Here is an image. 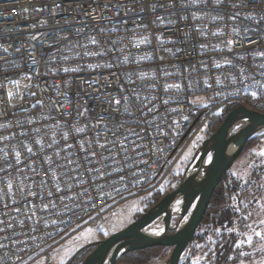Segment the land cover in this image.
I'll return each mask as SVG.
<instances>
[{
  "label": "built area",
  "instance_id": "built-area-1",
  "mask_svg": "<svg viewBox=\"0 0 264 264\" xmlns=\"http://www.w3.org/2000/svg\"><path fill=\"white\" fill-rule=\"evenodd\" d=\"M122 2L127 3L128 0ZM158 2L167 5L168 0ZM232 2L247 5L239 9L241 18L247 12L264 11V0ZM109 3H115V0H109ZM145 3L150 4V0H145ZM57 4H63L59 24L64 25L71 16L76 15L74 11L71 14L64 11L76 7L68 0H0V149L4 150L0 152V168L5 169L0 171V221H3L0 223V243L5 245L0 248V264H20L19 257L28 260L29 255L32 260L43 255L47 264H51L48 246L57 244L65 235L72 233L78 227L76 220L80 217L83 219H80L79 226L89 220L79 212L77 205L81 201L75 199L77 195L82 196L83 189L95 180V176L91 179L86 176L84 167L89 170L92 167L104 169L108 165L105 170L111 172L108 178L111 183L112 177L116 175L114 170L120 169L122 164L127 165L125 171L129 167L139 171L136 161L141 162L140 168H145L143 161L149 160L150 167L141 174L140 179L143 181L147 175L150 182L131 186L132 195L123 191L124 199L140 196L160 187L174 168L179 150L187 142L192 130L204 125L220 107L235 104L264 113V101L257 105L250 99V93L259 92L260 84L264 83V68L255 66L264 64V58L254 62L248 54L249 51H264V32L257 33L253 43L245 41L240 46L234 43L231 53L225 47L227 39L231 38L234 42L238 39L232 35L233 26L243 31L247 21L214 20L216 12L208 7L197 12V15L203 17L202 20L194 21L190 15L181 11L180 16H165L164 24L154 23L151 7L145 12L137 4L130 6L141 12L136 19L138 22L143 20L148 26L147 32L138 29L136 33H126L124 24L119 19L111 18L117 11L113 7L100 23L98 32L85 29L86 33L96 35L98 45H92L83 35L70 37L73 43L77 40L83 42L87 50L93 53L80 55L85 48L79 45L73 48L69 42L61 40V35H68V32H56L53 40L45 36V32L50 29L40 21L49 15L47 9L56 11ZM41 7L46 10L34 11ZM235 10L225 0L223 11L231 13ZM191 11L194 9H189ZM120 15H124L123 11ZM96 19H100L98 13ZM169 19L171 24L167 23ZM260 27L264 29V25ZM212 31H218L221 35L212 36ZM145 34L152 39L151 44L139 42ZM157 34L163 43L153 39ZM33 35L38 39L31 40ZM113 41L117 42L115 47L118 51L114 50ZM17 47L19 52L16 51ZM4 48L8 51H3ZM99 52L104 54L97 55ZM237 54L244 55L246 60L236 61L234 57ZM64 56L70 59L64 60ZM125 57H128V62L121 63ZM32 58L38 63L33 64ZM226 59H232L238 67L246 68L247 73L253 75L252 80L246 81L249 87L245 89L240 86L237 91V86L230 82L232 74H238L237 68L225 64ZM214 62L221 67H213ZM65 66H79V70L65 73L62 70ZM165 72L171 75L165 76ZM141 74L143 80L138 78ZM27 76H31L30 81L26 79ZM14 81L19 82V87ZM87 82H92L93 87L90 88ZM153 82L160 85L159 89L149 87ZM173 82L187 89L186 93L180 94L183 104L175 103L177 93L174 90L170 93L163 90L165 83ZM124 89L133 96L139 94V101L135 106L128 105V112H125L123 104L116 106L108 103L109 99L118 98ZM8 91L18 92L22 97L11 101L14 107L7 101ZM165 99L169 101L167 105L164 104ZM57 100L63 104V109L55 103ZM141 101L147 107L142 109ZM153 105L159 109L160 115L149 127L143 121L146 115L151 116L148 109ZM171 108H179L180 112L172 113ZM77 111H86L90 117H79L78 126L83 129L79 133L75 131L77 125L73 121ZM101 115L103 120L97 128L94 124ZM172 120L178 123L173 125ZM156 123H160L161 130L168 133L166 137L159 135ZM133 129L140 135H132ZM21 132H27V135L22 136ZM65 134L68 136L66 141L62 138ZM124 136L129 137L127 154L121 150L117 155ZM106 138L108 141H116L115 147L108 145L112 148L111 152L97 144V139L104 143ZM36 139L40 140L39 145L35 144ZM53 140L56 143L53 144ZM153 140L158 141L164 151L162 156L154 152L149 159L143 154L153 147ZM27 148H32L33 153L29 154ZM85 149L88 153H97L92 164L87 163L92 158L86 157ZM16 152L23 153L19 165L15 163ZM48 157H52L55 163H46ZM65 157L76 161V164H68ZM152 160H156V163H151ZM49 167L55 175H45ZM74 167L76 171L71 170ZM9 181L12 184L11 190L6 186ZM66 184L72 186L73 190L67 191ZM117 187L123 189L121 184H117ZM120 200H123L120 196H116L115 201L109 199L103 213L98 215L92 212V219L101 217L108 205ZM45 208L47 211L43 210ZM53 221L56 223L53 224ZM62 221H70L71 227H66ZM32 260H28V263Z\"/></svg>",
  "mask_w": 264,
  "mask_h": 264
},
{
  "label": "snow or ice",
  "instance_id": "snow-or-ice-1",
  "mask_svg": "<svg viewBox=\"0 0 264 264\" xmlns=\"http://www.w3.org/2000/svg\"><path fill=\"white\" fill-rule=\"evenodd\" d=\"M70 4L76 5L75 8L69 7L68 9H65L64 11L71 14L73 11L76 13L75 16H71L70 20L64 24H59V19L62 17L63 13L60 11V9L63 8V4H57L56 11H53L51 8L47 9L49 15L45 17L43 20L40 21V23L43 26H46L50 31L45 32V36L49 40L54 39V35L56 32H68V35H61V40L69 42L73 48H75L77 45L80 47L85 48V51L81 53L80 55H92L93 53L89 52L87 50L86 45L77 40L74 43L70 40V37L72 35L75 36H81L83 35L85 40H87L92 45H98L99 41L95 34H88L85 32V29H89L94 32L99 31L100 23L103 22L104 17L108 14V12L115 7L117 11L112 14V19H119L124 24V31L136 33L138 29H142L144 32H147L148 26L143 23V20L141 19L139 22L137 21L136 17L141 15V12L136 7H131L130 5H139L140 8H143L145 12H147L148 7H151V14L154 17L153 22L154 23H165V16L172 17V16H180V12L183 11L185 14L190 15L191 19L194 21L202 20L203 17L197 15V12L204 11V9L208 7H212L213 10L216 12V16L213 17L214 20H231L233 22L236 21H247L248 23L244 25L243 31H240L237 27L233 26L232 35L236 36L238 39L234 42L233 39L229 38L225 41V47L229 53L233 51V45L234 43L237 44V46L242 45L245 41L248 43L255 42L253 37L260 32H264V29H262L260 26L264 25V11L262 12H247L243 15L241 18V12L239 11L242 7H247L244 3H233L232 0H228L229 5L236 9L235 11H232L231 13H227L223 11V6L225 3V0H168L167 5L164 3H159L158 0H150V4L145 3V0H128L127 3L122 2V0H115V3H109V0H68ZM189 9H194V11L189 12ZM46 9L43 7L36 8L34 11L37 12H44ZM27 11V10H25ZM123 11L124 15H120V12ZM97 13L99 14L100 19L97 20L96 16ZM180 18H183L182 16ZM168 24H171L172 21L169 19L167 21ZM73 26H75L74 32L72 31ZM199 31V30H198ZM203 34V33H201ZM212 36H220L221 33L218 31H212ZM38 37L33 35L31 36V40L35 41ZM153 39L157 43H163V40L161 39L160 35H155ZM139 42L141 44H151L152 39L149 38V35L145 34L140 37ZM113 44L114 50H119L115 47L116 43L115 41L111 42ZM51 43L49 44V47H51ZM205 45H201V47H204ZM3 51L7 52V48H4ZM16 51H20V49L17 47ZM97 55H103V52L96 53ZM249 55L252 56L253 61L255 62L258 59L264 58V51H257V52H251L249 51ZM31 56V53H29ZM151 58V57H147ZM64 60L70 59L67 56L63 57ZM234 59L236 61H245L246 57L242 54H237ZM33 64L38 63L34 58H32ZM128 57H125L121 63H127ZM225 64H227L229 67L237 68L238 74H232L230 82L237 86V91H239L240 86L244 87L245 89L249 87L250 85L246 83L248 80H252L254 77L251 73H247L246 68L244 67H238L236 63H233L232 59H226ZM258 68H264V64H256L255 65ZM204 67H207V65H204ZM213 67L220 68L221 65L219 63H213ZM65 73L68 72H75L79 70V66L77 68H73L70 66H65L62 69ZM165 76H170L171 73L165 72ZM140 80H143V75H139L138 77ZM26 79L29 81L31 80V76H27ZM225 79H228V77H225ZM111 81H109L110 83ZM219 83V78L217 80ZM17 87H19V82L14 81L13 82ZM88 86L91 88L93 87L92 82H87ZM105 88L107 85L104 86ZM149 87L153 89H159L160 85L156 82H153L149 85ZM189 88L191 85L188 86ZM163 90L165 93H170L171 91H175L177 93L175 103L177 104H183V101L180 99L181 93H186L187 89L183 88L180 83H165L163 85ZM135 92V90H133ZM35 95V93H32ZM21 98L19 96L18 92L14 91H8L7 92V101L9 102V105L14 107V105L11 104V101ZM250 99L255 104H260L261 101H264V83L260 84V91H253L250 93ZM139 101V94L137 93L135 96L131 95L127 89H124L122 92L119 93L118 98L113 97L109 99L108 103L110 105H116L119 106L121 104L124 105L125 112H128V105L135 106V103ZM41 105H43V102L40 101ZM55 103L59 104L61 106V109H63V104L59 100H57ZM142 105V109L144 107H147L146 104L143 103V101L140 102ZM168 99L164 100V104H168ZM191 103V101H190ZM197 103H200V101H197ZM204 107H207V104L203 105ZM141 109V111H142ZM148 111L151 113V116L145 117L143 123L149 125L151 127L155 121V118L160 115L159 109L153 105L151 108L148 109ZM170 111L172 113H179V108H171ZM225 112L224 107H220L214 115L217 117H222ZM71 113L69 112V115ZM129 115H132V113H129ZM80 116H84L85 119H89L88 113L77 111V115L73 117V121L77 125L75 128L76 132H82L83 129L80 128L78 125L80 124ZM183 119H187L186 116H182ZM103 117L102 115L97 118V123L94 124L95 127L99 128L100 122H102ZM171 123L177 124V120H172ZM235 124V127L232 128V132L234 134H238L242 131V129L246 126L250 125V121L246 118H238L237 120L233 121ZM155 127L157 129V132L160 136L166 137L168 133L164 130H161V124L156 123ZM37 132L39 130H36ZM147 129H145V133H147ZM22 136H26L27 132H21ZM132 135L139 136L140 133L136 132L134 129L132 130ZM264 135V133H262ZM65 141L68 139V136L65 134L62 137ZM6 140L7 137H4ZM129 140L128 136L123 137V142L120 144L119 149L117 150V155L120 154V151L123 150L124 154H127L126 150V144ZM52 143H56L55 140L52 141ZM153 144L152 148H149L148 153H144L143 155L148 156L149 159H151L153 153H159L160 156L163 155L164 149L160 146L159 142L156 140L151 141ZM35 144L39 145L40 140L36 139ZM97 144L100 148L105 149L108 152L112 151V148L108 145L111 144L113 147L116 146V141H108L107 138L104 143H100L97 139ZM27 147V146H25ZM83 147V146H82ZM14 150V149H13ZM3 149H0V152H3ZM86 157H91L92 159H88L87 163L92 164V160L95 159L97 156V153L95 151L88 153L87 149L84 150ZM27 152L29 154L33 153L32 148H27ZM23 155L22 152H16L15 153V163L16 165H19L22 163L21 156ZM56 155H59L56 153ZM256 157L259 158L260 162H254L253 164L249 165V167L252 168H262L264 167V149L260 150L258 153L254 154ZM159 157H157L158 159ZM64 159L67 160L68 164L75 165L76 161H72L67 159L65 157ZM105 159H108V157H105ZM112 159H115V157H112ZM212 157H209V162H211ZM46 163H49L51 165L52 163H55V160L52 159V157H48L45 161ZM99 163V161H97ZM140 161H136V167L139 169V171H136L132 168H128L127 171H125V168L127 165L122 164L121 168L118 170H114L116 175L115 177H112L111 183H109L108 178L111 176L110 171H106L109 166L105 165V168H99V167H92L90 170L84 165H80V167H84V171L86 173V176L91 179L92 176H95V180L92 181V183H89L87 187L83 189V195H77L75 197L76 200H80L81 204H78L77 207L79 209L80 213H83L84 216H87L89 220L92 219V212L95 211L98 215L103 213L105 210V205L107 204L108 200L111 199L115 201L116 196H120L121 199H124L123 197V191H128L130 195L131 193V186H135V184H143L148 181V176H144V180L142 181L140 179L141 174H143L149 165V160H144L143 163L145 165V168H140ZM151 163H156V160H152ZM58 167H64L58 165ZM72 171H76V168L74 167L71 169ZM0 171H5V169L0 168ZM55 175V172L52 171L51 167L47 171H45V175L48 176L49 174ZM233 175H236V173H233ZM70 179H75L70 177ZM261 180H264V177H261ZM41 183H44L43 181ZM83 183V181H81ZM252 183L257 184V187L264 188V183H258L257 181H252ZM117 184L123 185V189L121 187H117ZM7 188L9 190L12 189L11 182H7L6 184ZM67 191H72L73 188L70 185L66 184ZM91 189V190H90ZM110 189V190H109ZM29 194H31V189L28 190ZM7 195V193H6ZM236 197H233L235 199ZM66 199H73L72 197H66ZM99 200V204L97 201ZM243 204L244 202L241 201ZM67 207V205H65ZM47 211V208L43 209ZM236 211H241V209L236 208ZM71 211V209H69ZM261 211H264V206H261ZM252 215L251 212H248L247 215L243 216L242 218L244 220H247ZM80 219H83V217H80L76 220L77 226L79 227ZM66 224V227H71L70 221H62ZM0 223H3V221H0ZM56 222L53 221V224ZM260 225L264 226V219L260 220ZM134 224L135 221L128 217L126 220H123L120 222V225H113V228L115 231L109 232L105 231L102 228H99L96 230V235H98L101 239H103L104 244L107 245V247H104L100 244L99 240L96 239V236L93 235L94 230L91 228L87 229V233L83 235V238L86 241V244L82 246L81 249L77 250V255L72 256L70 264H77V259L79 255H82L83 252L88 251V245H92L94 248H96V251L92 253V255L88 258L87 261H85V264H113V260L115 258L116 253L121 252V249H124L125 254L127 252L126 244L138 237V233L134 230ZM250 231L252 232V235H248L246 237L247 244L249 247L253 248L256 252L260 253L262 256H264V228H261L259 230L252 228L251 225L248 226ZM2 231V229H0ZM76 231L75 229L73 230ZM163 232V229H159L156 231H153L150 233L153 236H160ZM239 235V233H237ZM49 236L51 234L49 233ZM115 237V238H113ZM255 238V239H254ZM117 240L121 241V243L117 244ZM113 245H116V247L113 249ZM5 245L0 243V248H4ZM241 246L239 243L236 244V248L239 249ZM41 252H43V248H41ZM109 252L112 253L111 257L109 256ZM44 255H47V253H44ZM251 252H244L239 251L238 257H248L251 256ZM228 259H233L232 257H229ZM20 264H28V260H32V257L29 255L28 260H25L23 257H19ZM38 264H47V261L44 259H38ZM60 264H64V261L62 260ZM199 264V262H198ZM240 264H243V260L240 261ZM260 264H264V259L260 260Z\"/></svg>",
  "mask_w": 264,
  "mask_h": 264
},
{
  "label": "rangeland",
  "instance_id": "rangeland-1",
  "mask_svg": "<svg viewBox=\"0 0 264 264\" xmlns=\"http://www.w3.org/2000/svg\"><path fill=\"white\" fill-rule=\"evenodd\" d=\"M197 98L198 97H196V99ZM200 98H202V100L204 99L203 96ZM214 118V115H212L204 125L192 130L187 142H185L179 150V156L174 168L170 172L169 176L160 185V190L157 191V193H152L150 191L144 193L143 195H135L133 197H128L126 199L120 200L119 202H113L108 205L106 207L105 213L101 217L97 219L86 220L79 227L75 228V232L73 231L72 233L65 235L57 244L52 243L48 246V258L51 261V264H60L62 260L64 261V264H70L72 256L77 255V250L81 249L82 246L86 244L83 235L87 233L88 228L94 230L93 235H95L96 239L100 241L102 239L96 235L97 229L102 228L103 230L109 232L115 231L113 225L119 226L120 222L126 220L128 217H131L133 220L137 219L155 204L154 201L157 196L161 194L164 195L167 192L175 189L183 179L186 171L190 169L194 155L200 148L202 142L212 133H214L216 128L219 126L217 125L211 129L210 124L214 121ZM246 144L244 145L242 151L239 153L231 168L228 170L226 181L224 182L227 183V177H231L234 182H239L241 186V188H239V192H236L234 196L232 195V199L233 197H236L233 199L234 202H232L230 198L231 204L234 203L235 205H240L238 208L241 209V211L238 213L241 216L239 217L241 220L238 221L236 219L233 227H230L227 230V233L232 234V239L228 245L225 255H228V258L236 257V264H240L241 260H243V264H260V260L264 259V256L256 252L253 248L249 247L246 237L248 235H252V232L248 227L249 225L257 230L264 228V226L260 225L259 223L260 220L264 219V211H261V206H264V188H260L263 190V192L262 195L258 197L249 195V192H247L248 194L245 196L242 195V192L249 187L258 188L257 184L252 183V181L264 183V180H261V177H264V167L258 169L249 167V165L253 164L254 162H260L259 158L254 154L264 149V135L256 136L253 138V140H251L248 146H246ZM233 173H236V175H233ZM251 189L252 188H250V190ZM241 198L244 202L243 204L241 201L239 202ZM248 212H251L252 215L247 220H244L242 217L243 215H247ZM159 229L160 225L158 224L157 226L152 225L148 227L145 231L152 233L153 231ZM221 233L222 230L220 228H215L214 236L211 238L208 237L206 241L204 240L203 242H193L188 255L183 258L181 264L187 262L190 264H198V262L199 264H208L209 261L207 260V256H209L211 252L212 243L214 242L215 256V245L219 239L221 241ZM237 233H239V235ZM237 243H239L241 246L239 249L236 248ZM92 248L93 246L89 244L88 251L83 252L82 255L78 256L77 264H81L85 255L89 253ZM239 251L251 252L252 255L248 257H238ZM169 253V248H163L153 254L151 253L148 255L150 258L149 262L146 264H164ZM38 259H44L46 261L43 255H38L28 264H38ZM228 261L230 262L231 259H228ZM118 264L127 263L119 262Z\"/></svg>",
  "mask_w": 264,
  "mask_h": 264
},
{
  "label": "water",
  "instance_id": "water-1",
  "mask_svg": "<svg viewBox=\"0 0 264 264\" xmlns=\"http://www.w3.org/2000/svg\"><path fill=\"white\" fill-rule=\"evenodd\" d=\"M241 117L248 119L250 125L234 134L233 121ZM262 133L264 113L252 111L242 105L229 110L214 133L202 142L179 185L134 220V230L138 237L126 244V253L152 247L169 248L170 253L164 264H181L191 249L195 232L203 220L214 190L226 181L227 172L244 145ZM209 157H212L211 162ZM157 221L160 229H163L161 235L146 233L145 230ZM99 242L107 247L103 239ZM119 243L121 241L117 240V244ZM115 247L113 245V249ZM95 251L96 248L93 247L81 264H85ZM124 254V249L116 253L113 264H118L117 259ZM111 255L109 252L110 257Z\"/></svg>",
  "mask_w": 264,
  "mask_h": 264
},
{
  "label": "trees",
  "instance_id": "trees-1",
  "mask_svg": "<svg viewBox=\"0 0 264 264\" xmlns=\"http://www.w3.org/2000/svg\"><path fill=\"white\" fill-rule=\"evenodd\" d=\"M235 107V104H230L225 106V112L222 117H217L214 115V121L210 124L211 129L213 127H216L221 123L226 113L233 109ZM253 140V138L251 139ZM246 144H248L251 142ZM227 183H220L216 189L214 190V193L212 195V198L210 200L209 206L207 208V211L203 217V220L201 224L198 226L195 235H194V243L197 242H203L208 237L214 236V229L220 228L222 230V233L220 235L221 241L216 243V250H215V256H214V242L212 243V248L209 256H207V260L209 261L208 264H236V257L231 259V261H228V255L226 254V250L228 248V245L232 239V234L227 233V230L230 227H233L236 219L239 221L241 220L240 214L235 209L238 208L240 205H235L234 203L231 204V201L234 202L232 199V195L234 196L236 192H239V188H241L239 182H234L231 177H227ZM231 179V180H230ZM230 180V181H229ZM250 188H252L250 190ZM160 189H154L151 190L152 193H157ZM248 190V191H247ZM150 192V191H149ZM246 192V193H245ZM249 192V195L258 197L262 195L263 190L258 188L249 187L245 190H243L242 195H247ZM163 195H159L156 197L154 203L158 202ZM242 201V198L239 200V202ZM245 211V210H244ZM244 216V215H243ZM234 232V230H233ZM160 249H163V247H152L145 250H138L133 252H128L122 256H120L117 259V262L119 263H127V264H146L149 262V254H153L156 251H159ZM165 249V248H164ZM232 251V250H231ZM184 264H190L189 262Z\"/></svg>",
  "mask_w": 264,
  "mask_h": 264
},
{
  "label": "bare ground",
  "instance_id": "bare-ground-1",
  "mask_svg": "<svg viewBox=\"0 0 264 264\" xmlns=\"http://www.w3.org/2000/svg\"><path fill=\"white\" fill-rule=\"evenodd\" d=\"M158 224L160 225L159 221L155 222V224H154V225H156V226H157ZM145 232H146V231H145ZM146 233H148V232H146ZM149 234H150V233H149Z\"/></svg>",
  "mask_w": 264,
  "mask_h": 264
}]
</instances>
